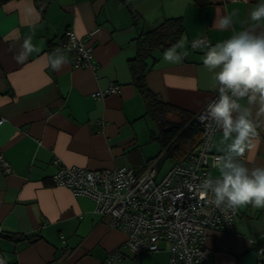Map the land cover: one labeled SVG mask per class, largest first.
Listing matches in <instances>:
<instances>
[{
	"label": "crops",
	"instance_id": "obj_1",
	"mask_svg": "<svg viewBox=\"0 0 264 264\" xmlns=\"http://www.w3.org/2000/svg\"><path fill=\"white\" fill-rule=\"evenodd\" d=\"M138 14L134 22L123 0H2L0 2V155L11 172L0 168V258L5 264H169L168 246L157 252L133 253L123 245L125 234L95 212L94 201L53 182L58 157L67 166L87 169L127 167L141 173L162 147L156 126L133 85L129 60L136 55L135 38L163 19L182 17L184 33L173 53H186L180 63L154 50L147 58L145 80L157 97L176 109L196 114L217 90L213 73L203 66L208 47L247 29L264 33V21L248 14L264 0H124ZM235 12L234 24L221 31L213 23ZM87 39L96 69L76 67L70 53L55 44L72 30ZM205 36L210 46L197 43ZM31 37L38 52L17 62L22 42ZM53 46V47H52ZM65 57L54 71L50 62ZM110 83L119 90L104 97L92 93ZM259 134L251 140L244 162L264 166V112L259 97L240 99ZM168 117L178 119L177 112ZM154 131V133L152 132ZM234 135V134H233ZM228 141L214 134L210 151L227 154ZM170 167L174 164L171 161ZM169 168V167H168ZM209 174L219 176L214 167ZM158 178V177H157ZM235 233L208 230L206 246L212 264H264L257 255L264 234V208H238Z\"/></svg>",
	"mask_w": 264,
	"mask_h": 264
},
{
	"label": "built area",
	"instance_id": "obj_2",
	"mask_svg": "<svg viewBox=\"0 0 264 264\" xmlns=\"http://www.w3.org/2000/svg\"><path fill=\"white\" fill-rule=\"evenodd\" d=\"M98 29L93 28L82 38L68 30L58 41L59 46L70 53L74 66L97 68L87 39ZM197 43L210 46L205 36L199 37ZM118 90V84L110 83L106 88L93 92L92 97H104ZM218 95L216 90L194 115V120L202 127L199 144L182 160L175 162L160 179L157 178L155 159L136 174L127 167L87 169L67 166L54 157L52 164L56 171L52 176L53 182L68 187L74 195L91 198L95 203V212L108 217L111 227L124 232L126 238L123 245L131 252H157L161 242H165L169 264H212V250L206 246L207 231L235 233L239 219L238 209L232 212L217 208L208 198L201 199L197 192V186L204 178L218 177L209 174L219 155L210 151L212 133L215 134L218 125L206 111L203 112ZM244 110L240 107L238 112ZM202 120L209 125L208 130ZM256 129L259 134L257 125ZM234 159L244 162V157ZM0 168L5 173L12 170L2 155ZM256 253L263 259L264 244ZM119 257V249H116L110 252L106 261L115 264ZM0 264H5L1 258Z\"/></svg>",
	"mask_w": 264,
	"mask_h": 264
},
{
	"label": "clouds",
	"instance_id": "obj_3",
	"mask_svg": "<svg viewBox=\"0 0 264 264\" xmlns=\"http://www.w3.org/2000/svg\"><path fill=\"white\" fill-rule=\"evenodd\" d=\"M234 16L235 12L223 14L215 18L213 23L221 31L229 30L234 24ZM248 17L253 23L264 21V2L258 3ZM182 46L169 48L163 59L172 63L182 62L186 53L176 55L173 59V53ZM22 49L16 57L17 62L39 51L32 45L31 37L23 40ZM65 59L59 57L51 61L50 66L57 71ZM202 63L213 73L219 93L203 112L206 111L216 122V131L222 133L223 140L231 139V142L227 154L217 155L213 163L219 176L204 178L197 186L198 195L201 199L208 198L210 203L225 211L235 212L246 205L264 208V166L250 168L245 162L234 159L243 158L251 146L252 138L258 136L251 113L247 109L238 112L241 107L239 100L249 94H252L253 99L258 96L261 111L264 112V33L256 34L247 29L235 32L229 38L208 47ZM206 129H209L207 123Z\"/></svg>",
	"mask_w": 264,
	"mask_h": 264
},
{
	"label": "trees",
	"instance_id": "obj_4",
	"mask_svg": "<svg viewBox=\"0 0 264 264\" xmlns=\"http://www.w3.org/2000/svg\"><path fill=\"white\" fill-rule=\"evenodd\" d=\"M42 1V10H44L49 0ZM123 2L134 22L138 21L139 14L127 2L124 0ZM183 33L184 24L180 16L165 18L157 26L142 30L135 38L136 55L129 60L128 64L133 85L136 87L145 108V115L156 126V138L159 140L163 151L162 158L174 161V163L182 160L192 148L199 144L202 127L194 120L195 114L180 111L161 101L146 84L145 76L148 70L147 58L152 52L154 50L163 51L167 47L176 46ZM55 45L62 49L58 43ZM171 112H177V120L168 117ZM152 132L154 133L153 130Z\"/></svg>",
	"mask_w": 264,
	"mask_h": 264
},
{
	"label": "rangeland",
	"instance_id": "obj_5",
	"mask_svg": "<svg viewBox=\"0 0 264 264\" xmlns=\"http://www.w3.org/2000/svg\"><path fill=\"white\" fill-rule=\"evenodd\" d=\"M164 163H159V165L157 166V169L159 170V174H158V179H160L170 168V164L171 162L169 160L163 161ZM169 167V168H168ZM162 246H167V244L165 242H161Z\"/></svg>",
	"mask_w": 264,
	"mask_h": 264
}]
</instances>
